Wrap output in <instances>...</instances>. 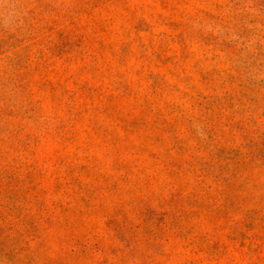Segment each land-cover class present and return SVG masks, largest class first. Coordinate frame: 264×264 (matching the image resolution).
<instances>
[{"label": "rangeland", "instance_id": "374dc122", "mask_svg": "<svg viewBox=\"0 0 264 264\" xmlns=\"http://www.w3.org/2000/svg\"><path fill=\"white\" fill-rule=\"evenodd\" d=\"M0 264H264V0H0Z\"/></svg>", "mask_w": 264, "mask_h": 264}]
</instances>
